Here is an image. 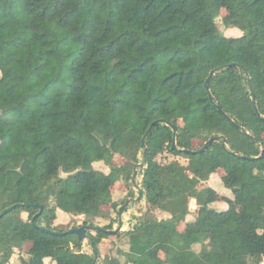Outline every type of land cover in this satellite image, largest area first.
<instances>
[{
    "label": "trees",
    "instance_id": "trees-1",
    "mask_svg": "<svg viewBox=\"0 0 264 264\" xmlns=\"http://www.w3.org/2000/svg\"><path fill=\"white\" fill-rule=\"evenodd\" d=\"M0 71V264L264 263V0H0ZM220 170L233 197L202 187ZM135 171L132 229L89 231L90 254L54 225L111 207L114 231Z\"/></svg>",
    "mask_w": 264,
    "mask_h": 264
},
{
    "label": "rangeland",
    "instance_id": "rangeland-1",
    "mask_svg": "<svg viewBox=\"0 0 264 264\" xmlns=\"http://www.w3.org/2000/svg\"><path fill=\"white\" fill-rule=\"evenodd\" d=\"M227 11L226 10H222L221 11V15L220 18L217 19V23L219 26V29L221 31V33L223 35H225L228 38H239V36L241 35V32L237 29H231V28H227L225 27V25L223 24V19L227 16ZM2 79V72L0 71V80ZM180 125H182V122H179ZM201 145V143H197L196 144V148H199ZM164 159V158H162ZM173 160V159H171ZM183 165H188V162L184 159H178ZM126 163H128L126 161V159L121 158L120 156H116L114 158L113 161V166L116 167H120L125 165ZM96 169L98 170H106L107 171V167L105 165H100V164H96ZM224 175V172L222 170H220L217 174L213 175V177H211L210 181L208 183H205L202 185L203 188L205 187H209V188H213L214 190H216L221 197H233L231 193L226 192L225 190H223L222 187V181L221 178ZM62 177L65 178L67 177L65 174H62ZM220 185V186H219ZM112 193H113V199L114 202L117 203V205L121 206L125 205L124 202L128 199H130V203L133 202V200L138 199V195L139 192L136 188H134V191L132 190L131 186H127L125 183H118L117 185H115L112 189ZM140 205V204H138ZM140 208L144 206H142V204L139 206ZM228 206L223 203V202H219L218 206H217V210L222 211V209H227ZM146 209V208H145ZM190 209L192 212H195L198 207L196 205V201L192 200L190 202ZM126 211L124 212L122 219H123V226L122 229L124 231H128L130 229L133 228L134 223L137 221V219L140 216V211H138L137 207H133L131 208L129 206V208L127 207L125 209ZM104 212L108 215L106 219H96L94 221V223L97 225V227H102V226H106L110 223L111 219H116L117 218V213L115 211H113L111 209V207H105L104 208ZM156 216L160 219H164L167 217L166 214L157 211ZM67 215V214H66ZM109 219V220H108ZM188 219H192V217H188ZM120 222V221H119ZM58 223V224H57ZM85 223V217H71L69 216V218L66 216H62L60 218L57 219V221H55L54 225H59L62 230H70L72 228L75 227H80V226H84ZM119 227V223L116 224L115 230H117ZM181 230H183L185 228V225L182 224L180 226ZM77 229V228H76ZM94 235H97L96 233H93ZM85 245V250L88 251V253L92 254V250L89 246L88 241L84 242ZM31 245H26L25 246V251H28L30 249ZM120 249H127L126 245L124 244V242L120 241V240H116V238L111 237L109 239H106L102 242V244L100 245V251H101V255L102 258L105 257H110V258H114V257H118L119 253L118 251ZM195 250L197 252H199L201 250V246H196ZM25 259H28V255L24 254L23 256ZM11 264H20V257L19 255H15L12 258ZM264 264V263H263Z\"/></svg>",
    "mask_w": 264,
    "mask_h": 264
},
{
    "label": "water",
    "instance_id": "water-1",
    "mask_svg": "<svg viewBox=\"0 0 264 264\" xmlns=\"http://www.w3.org/2000/svg\"><path fill=\"white\" fill-rule=\"evenodd\" d=\"M213 76V73L211 74V77L207 80V83L206 85H208V83L210 82L211 78ZM160 123V121H156L154 122L148 133H147V136L150 135L151 131L153 130V128L158 125ZM168 126L172 127L174 133L176 134L178 132V128L167 123ZM220 141V138L219 137H215V138H212L210 139L202 149L200 150H197V151H185L186 153H189V154H200V153H203L206 151V149L208 147H210L213 143H216V142H219ZM142 148L144 149L145 151V148H146V145L145 143H143L142 145ZM174 149H176V144L174 143ZM144 158L146 159V155L144 156ZM145 165V163H142L140 165V168H143ZM138 174V171H135V174H134V177H133V182H134V185L136 187V189L138 190L139 192V197L138 199H136V201H139L141 199V197L143 196V191L141 190V188L137 185L136 183V176ZM130 205V199L127 200V202L125 203V205H123L120 210H119V227L117 230H114V231H106L100 227H93V226H88V225H85V226H82L81 228H77V229H72L66 233H63L64 235H67V234H71V235H76L78 237V239L82 242H86V241H90V236L88 234V232H106V233H110V234H114V233H117L118 231H120L122 229V226H123V219H122V216L124 214V210ZM40 208V212L38 213V215H36L34 218H33V224L36 225V220L38 218V216H40L43 211H44V206L40 205L39 206ZM13 210H15V207H12L10 209H8L6 212H4L2 215H0V218H2L3 216H6L7 214L11 213ZM37 226V225H36ZM96 260H98V255L96 254Z\"/></svg>",
    "mask_w": 264,
    "mask_h": 264
},
{
    "label": "crops",
    "instance_id": "crops-1",
    "mask_svg": "<svg viewBox=\"0 0 264 264\" xmlns=\"http://www.w3.org/2000/svg\"><path fill=\"white\" fill-rule=\"evenodd\" d=\"M213 177V176H212ZM222 210H226V209H222ZM59 216L62 217L63 215L59 212ZM52 261L51 260H46V264H51Z\"/></svg>",
    "mask_w": 264,
    "mask_h": 264
}]
</instances>
